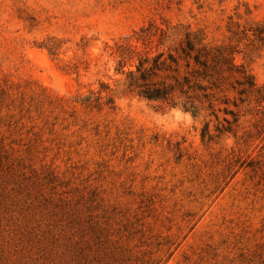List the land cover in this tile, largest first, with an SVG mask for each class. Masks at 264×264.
Wrapping results in <instances>:
<instances>
[{"label":"rangeland","instance_id":"obj_1","mask_svg":"<svg viewBox=\"0 0 264 264\" xmlns=\"http://www.w3.org/2000/svg\"><path fill=\"white\" fill-rule=\"evenodd\" d=\"M186 38L259 93L129 89ZM0 264H264V0H0Z\"/></svg>","mask_w":264,"mask_h":264},{"label":"trees","instance_id":"obj_2","mask_svg":"<svg viewBox=\"0 0 264 264\" xmlns=\"http://www.w3.org/2000/svg\"><path fill=\"white\" fill-rule=\"evenodd\" d=\"M178 54L177 58L170 53L166 58H164V54H159L151 60L147 57L139 59L135 71L127 75L129 89L133 90L139 98L150 103L168 102L171 106H176L173 97L177 92L185 100L182 103V108L190 112L194 118L199 115L201 108L192 103L191 93L200 92L204 94L203 99H207L208 94L206 92L209 88L204 83L209 84L211 88L216 87L214 81L211 80L222 73L220 69L223 66L226 67V72H233L239 76L234 81L233 86H235L232 88L235 91L238 89V95L241 96L250 90L259 93L253 81V76L243 66H235L232 58H224L222 55L212 57L210 53L203 49L195 50L192 40L188 38H186ZM181 61L184 62L182 67ZM181 69L185 70L184 76L174 80V86L158 83L154 80L163 71L179 73ZM224 112L226 115H231L233 120L231 123L226 117L222 119V122H219L220 118L214 115V120L217 122L214 132L220 135L223 132H230L232 124L238 120L232 111L225 110ZM201 135L202 141L206 139L213 140L209 123L204 124Z\"/></svg>","mask_w":264,"mask_h":264}]
</instances>
